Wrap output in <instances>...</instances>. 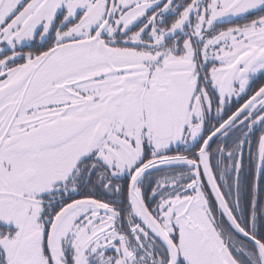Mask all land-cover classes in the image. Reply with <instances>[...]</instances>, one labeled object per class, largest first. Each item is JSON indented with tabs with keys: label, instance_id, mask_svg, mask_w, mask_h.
Here are the masks:
<instances>
[{
	"label": "snow or ice",
	"instance_id": "snow-or-ice-1",
	"mask_svg": "<svg viewBox=\"0 0 264 264\" xmlns=\"http://www.w3.org/2000/svg\"><path fill=\"white\" fill-rule=\"evenodd\" d=\"M0 264H264V0H0Z\"/></svg>",
	"mask_w": 264,
	"mask_h": 264
}]
</instances>
